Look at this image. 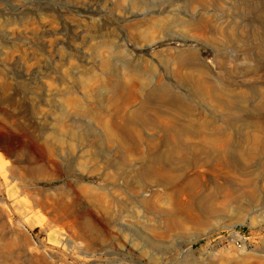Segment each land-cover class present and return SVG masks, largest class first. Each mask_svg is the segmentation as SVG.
I'll return each mask as SVG.
<instances>
[{
	"label": "rangeland",
	"instance_id": "374dc122",
	"mask_svg": "<svg viewBox=\"0 0 264 264\" xmlns=\"http://www.w3.org/2000/svg\"><path fill=\"white\" fill-rule=\"evenodd\" d=\"M0 264H264V0H0Z\"/></svg>",
	"mask_w": 264,
	"mask_h": 264
},
{
	"label": "built area",
	"instance_id": "2783aa9c",
	"mask_svg": "<svg viewBox=\"0 0 264 264\" xmlns=\"http://www.w3.org/2000/svg\"><path fill=\"white\" fill-rule=\"evenodd\" d=\"M253 234L241 228H232L225 230L221 234L214 235L212 238L213 243L218 245L233 246L236 248L246 247L250 245V237Z\"/></svg>",
	"mask_w": 264,
	"mask_h": 264
},
{
	"label": "bare ground",
	"instance_id": "6f19581e",
	"mask_svg": "<svg viewBox=\"0 0 264 264\" xmlns=\"http://www.w3.org/2000/svg\"><path fill=\"white\" fill-rule=\"evenodd\" d=\"M195 55H196V54H195ZM180 58H181V56H180ZM180 58H179V59H180ZM183 60L185 61V59H183ZM178 62H180V61L178 60ZM191 65H192V64H191ZM191 65H190V66H191ZM191 75H192V74H191ZM180 76H181V74H180ZM198 79H199V78H198ZM123 84H124V83H123ZM200 84H201V83H200ZM140 85H141V84H140ZM168 87H169V85H168ZM168 87H166V86H162V87H160L158 90H159L160 92H163L162 94L165 95L166 97L169 96V97H168L169 100L171 99L173 102H177V103H179V104L184 103L183 100H182V98H181V95H179V93H178V94H177V93H173V94L170 93L169 95L166 94V93H169V92H170V89H169ZM127 88H128V87H127ZM201 88H202V87H201ZM120 89H121V88H120ZM125 89H126V88H125ZM193 90H194L195 93H200V94H201V93L203 92L202 89H199L197 86H193ZM131 91H133V90H131ZM156 91H157V90H155V93H156ZM163 97H164V96H163ZM159 98H160V97H159ZM163 101H164V100H163ZM167 101H168V99H167ZM165 102H166V101H165ZM169 102H170V101H169ZM169 105H170V104H169ZM177 106H178V104H177ZM125 107H126V106H125ZM186 108H187V107H186ZM136 109H137V108H136ZM187 109H188V108H187ZM139 110H140V109H139ZM181 110H182V108H181ZM184 110H185V109H184ZM137 111H138V110H137ZM130 113H131V112H130ZM136 114H137V113H136ZM136 116H137V115H136ZM129 117H130V116H129ZM131 122H132V121H131ZM116 124H118V123H117V122H112V125H113V126H115ZM132 124H133V123H132ZM169 124H170V123H169ZM171 125H172V123H171ZM186 126H187V125H186ZM134 128H135V127H134ZM170 128H171V127H170ZM189 128H190V127H189ZM175 129H179V128H176V127H175ZM191 129H192V128H191ZM184 130H185V128L183 129V132H184ZM212 130H213V129H212ZM214 130H215V129H214ZM176 131H177V130H176ZM186 131H187V130H186ZM191 131H192V130H191ZM200 131H201V130H200ZM200 131H199V132H200ZM110 132H111V131H110ZM187 132H188V131H187ZM192 132H193V131H192ZM205 132H206V131H205ZM205 132H204V133H205ZM210 132H211V131H210ZM210 132H209V133H210ZM213 132H214V131H213ZM108 133H109V132H108ZM130 133H131L130 131H123V134L130 135ZM133 133H134V132H133ZM200 133H201V132H200ZM214 133H216V132H214ZM110 134H111V133H110ZM114 134H115V133H114ZM136 135H137V133H136ZM136 135H135V136H136ZM205 135L207 136L206 133H205ZM211 135H212V133H211ZM213 135H214V134H213ZM112 136H113V135H112ZM209 136H210V135H209ZM137 137H138V135H137ZM207 137H208V136H207ZM205 138H206V137H205ZM199 139H200V138H199ZM208 139H209V138H208ZM208 139H207V142H208ZM179 140H180V139H179ZM202 140H203V139H202ZM209 140H211V139H209ZM200 141H201V140H200ZM204 141H205V140H204ZM204 141H203V142H204ZM209 142H210V141H209ZM211 142H212V141H211ZM179 143H181V142L179 141ZM197 143H198V142H197ZM223 143H224V142H223ZM225 143H227V141H225ZM177 144H178V143H177ZM191 144H192V143H191ZM207 144H208V143H207ZM207 144H206V145H207ZM197 145H198V144H197ZM203 145H204V144H203ZM208 145H209V144H208ZM208 145H207V146H208ZM226 145H227V144H225V145H221V146H226ZM191 146H192V145H191ZM185 147H186V146H185ZM185 147H184V148H185ZM211 147H212V146H211ZM215 147H216V145H215ZM215 147H214V149H216ZM179 148H180V147H179ZM181 148H182V147H181ZM181 148H180V151H183V150H181ZM225 148H226V147H225ZM190 149H191V148H190ZM199 149H200V148H199ZM227 149H228V148H227ZM174 150H175L174 148H169V150H168V148H167V150L165 151V153L168 152V151H169V152H173ZM184 150H185V149H184ZM196 150H197V149H196ZM175 151H176V150H175ZM185 151H186V150H185ZM156 152H157V151H156ZM159 152H161V151H159ZM163 152H164V151L162 150V153H163ZM169 152H168V153H169ZM206 152H207V151H206ZM152 153H153V152H152ZM185 153H186V152H185ZM159 154H161V153H159ZM199 154H200V153H199ZM164 155H166V154H164ZM167 155H168V154H167ZM181 155H183V154H181ZM154 156H155V155H154ZM157 156H158V154H157ZM171 156H172V155H171ZM175 156H176V155H175ZM160 157H162V156H160ZM179 157H180V156H179ZM181 157H182V156H181ZM183 157H184V156H183ZM177 158H178V157H177ZM152 159H153V158H152ZM168 159H169V158H168ZM182 159H183V158H182ZM193 159H194V158H193ZM193 159H192V160H193ZM179 160H180V159H179ZM162 161H163V160H162ZM181 161H182V160H181ZM183 161H186V160L183 159ZM187 161H189V160H187ZM187 161H186V162H187ZM168 162H170V161H168ZM157 166H158V165H157ZM179 167H180V165H179ZM157 169H160V170H161V167L158 166Z\"/></svg>",
	"mask_w": 264,
	"mask_h": 264
}]
</instances>
